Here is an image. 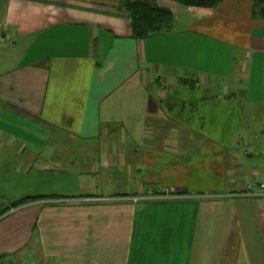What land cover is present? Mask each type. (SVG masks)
I'll return each instance as SVG.
<instances>
[{
    "label": "crops",
    "instance_id": "1",
    "mask_svg": "<svg viewBox=\"0 0 264 264\" xmlns=\"http://www.w3.org/2000/svg\"><path fill=\"white\" fill-rule=\"evenodd\" d=\"M159 5L0 0V264H264V20Z\"/></svg>",
    "mask_w": 264,
    "mask_h": 264
},
{
    "label": "trees",
    "instance_id": "2",
    "mask_svg": "<svg viewBox=\"0 0 264 264\" xmlns=\"http://www.w3.org/2000/svg\"><path fill=\"white\" fill-rule=\"evenodd\" d=\"M159 1L161 0H120L119 7L128 14L134 38L145 39L156 34L171 32L174 23V14L169 8L160 6ZM165 1L176 3L185 8L212 10L223 0ZM252 1L253 16H260L264 20V0ZM19 205H21V203L14 204L13 207H18ZM4 212H6V210L2 213Z\"/></svg>",
    "mask_w": 264,
    "mask_h": 264
},
{
    "label": "built area",
    "instance_id": "3",
    "mask_svg": "<svg viewBox=\"0 0 264 264\" xmlns=\"http://www.w3.org/2000/svg\"><path fill=\"white\" fill-rule=\"evenodd\" d=\"M260 174L258 173V172H254V174H253V179L255 180H257V183H256V185H252V184H250L248 187H249V190H251L254 186H259L260 188H262V189H264V181H261L260 180ZM133 201L134 202H138V201H140V198H133Z\"/></svg>",
    "mask_w": 264,
    "mask_h": 264
},
{
    "label": "rangeland",
    "instance_id": "4",
    "mask_svg": "<svg viewBox=\"0 0 264 264\" xmlns=\"http://www.w3.org/2000/svg\"><path fill=\"white\" fill-rule=\"evenodd\" d=\"M104 2H107V3H109L111 0H103ZM116 4H118V5H120V0H113ZM249 173H250V175H251V173H253L252 172V170L249 168Z\"/></svg>",
    "mask_w": 264,
    "mask_h": 264
}]
</instances>
